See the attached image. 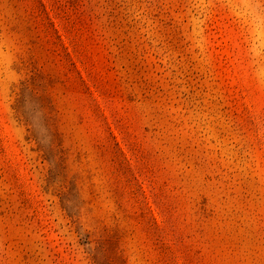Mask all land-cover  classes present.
Listing matches in <instances>:
<instances>
[{
  "label": "rangeland",
  "instance_id": "374dc122",
  "mask_svg": "<svg viewBox=\"0 0 264 264\" xmlns=\"http://www.w3.org/2000/svg\"><path fill=\"white\" fill-rule=\"evenodd\" d=\"M0 264H264V0H0Z\"/></svg>",
  "mask_w": 264,
  "mask_h": 264
}]
</instances>
